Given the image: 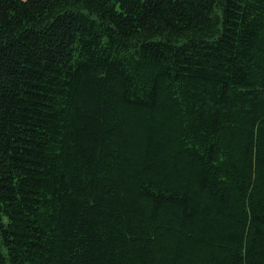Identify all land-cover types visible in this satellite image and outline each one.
I'll list each match as a JSON object with an SVG mask.
<instances>
[{
	"label": "trees",
	"instance_id": "1",
	"mask_svg": "<svg viewBox=\"0 0 264 264\" xmlns=\"http://www.w3.org/2000/svg\"><path fill=\"white\" fill-rule=\"evenodd\" d=\"M0 264H264V0H0Z\"/></svg>",
	"mask_w": 264,
	"mask_h": 264
}]
</instances>
